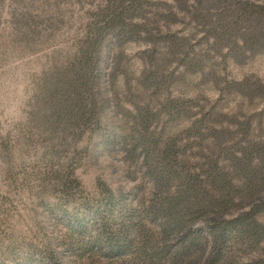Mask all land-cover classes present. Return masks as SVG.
Masks as SVG:
<instances>
[{
	"label": "rangeland",
	"instance_id": "1",
	"mask_svg": "<svg viewBox=\"0 0 264 264\" xmlns=\"http://www.w3.org/2000/svg\"><path fill=\"white\" fill-rule=\"evenodd\" d=\"M92 8L91 0H0V264H52L51 256L57 264H112L73 255L63 244L64 211L79 201L63 199L62 178L72 166L90 198L104 187L132 188L139 181L127 175L131 141L124 136L143 118L149 129L138 134L167 138L207 114L224 115L227 124L237 120L228 124L234 131L249 121L253 137L264 140V95L256 93L264 85V51L216 45L199 26L182 22L171 29L189 37L188 55L144 40L103 46L89 91L97 116L65 128L66 119L83 113L78 101H90L85 92L73 112L58 106L73 95L69 84L81 86L72 68Z\"/></svg>",
	"mask_w": 264,
	"mask_h": 264
},
{
	"label": "trees",
	"instance_id": "2",
	"mask_svg": "<svg viewBox=\"0 0 264 264\" xmlns=\"http://www.w3.org/2000/svg\"><path fill=\"white\" fill-rule=\"evenodd\" d=\"M91 3L86 39L72 68L73 82L81 86L74 90L69 84L67 95L75 96L58 104L65 114L80 104L83 113L66 119L65 128L97 116V96L89 91L106 44L144 40L155 50L163 44L175 55H188L189 37L171 29L182 22L199 26L216 45L264 51V0ZM257 87L256 93L264 95V85ZM85 92L90 101L77 103ZM225 119L207 114L164 138L138 134L149 129L150 120L143 118L141 128L124 136L131 141L127 175L139 181L127 190L104 187L98 197L84 196L68 167L63 199L79 201L73 212L64 211L69 236L63 244L71 254L95 255L112 264H264V140L253 137L249 121L234 131L228 124L237 120L227 124ZM221 121L227 126L218 125ZM237 133L241 138L235 141Z\"/></svg>",
	"mask_w": 264,
	"mask_h": 264
}]
</instances>
